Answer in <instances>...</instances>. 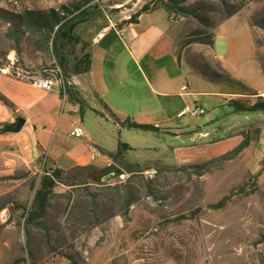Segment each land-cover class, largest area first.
<instances>
[{
  "label": "rangeland",
  "instance_id": "obj_1",
  "mask_svg": "<svg viewBox=\"0 0 264 264\" xmlns=\"http://www.w3.org/2000/svg\"><path fill=\"white\" fill-rule=\"evenodd\" d=\"M59 1L0 0V10L58 9ZM182 6L196 13L168 18L181 28L175 49L183 65L205 77L216 74L254 91L264 89V0H187ZM228 10L234 13L226 16ZM106 15V25L123 16ZM6 23L0 15V66L13 51L21 68L51 67L49 54L45 63H25L35 54L28 42L18 47L5 38ZM218 36L229 45L224 57L214 51ZM205 38L209 44L188 43ZM189 82L190 92L207 90L191 74ZM214 86L241 91L233 83ZM219 102L214 109L212 102L201 103L203 115L170 121L173 130H128L136 149L122 155L130 163L122 170H92L85 184L58 183L36 224L24 219L48 165L0 127V264H264V111L244 112L234 108L236 101ZM205 162L210 163L199 173L192 168ZM131 170L141 172L123 173ZM117 186L133 193L135 202L127 210ZM223 197V207L209 208Z\"/></svg>",
  "mask_w": 264,
  "mask_h": 264
},
{
  "label": "crops",
  "instance_id": "obj_2",
  "mask_svg": "<svg viewBox=\"0 0 264 264\" xmlns=\"http://www.w3.org/2000/svg\"><path fill=\"white\" fill-rule=\"evenodd\" d=\"M77 1L80 0H61L59 3L66 6ZM149 1L91 0L84 5L90 14L74 30L78 38L75 47L78 46L79 50L73 56L89 54V69L87 73L66 77L70 94L67 91L64 98L58 88L47 92L23 78L0 72V127L22 118V128L13 134L23 146H27L32 158L41 156L48 166L63 171L76 167H91L94 171L114 167L122 170L120 166L130 161L124 159L126 155L113 161L112 155L118 145L123 143L129 150L136 149L127 134L133 129L128 128L125 121L155 129L166 126L172 129L170 121L180 118L178 114L190 106L202 107L201 103L212 102L214 109V106H221L219 99L227 106L232 101L240 104L250 101L249 105L255 100L264 103V89L253 90L256 93L253 96L240 91L212 90L214 84L222 83L186 68L175 49L181 28L172 23L162 9L138 13ZM48 9L57 10L49 5L5 11L21 14ZM109 12L123 16L106 25V13ZM132 17L135 21L129 23ZM6 25L7 30L9 23ZM105 27L108 30L100 35ZM5 33V38L14 45ZM223 38L228 52L227 39ZM35 39L25 33L17 46L21 47L23 41L28 42L35 56L24 61L39 65L47 61V55L33 47ZM9 56L15 57L14 52L11 51ZM190 74L207 90L190 92L186 86H191ZM233 75L240 79V75ZM182 87L186 89L182 90ZM188 96L192 102L187 101ZM202 97L209 99L203 101ZM77 125L83 129L80 138L69 135ZM167 134L180 138L175 132L167 131ZM195 135L201 136V133L193 137ZM143 150L148 149L144 147Z\"/></svg>",
  "mask_w": 264,
  "mask_h": 264
},
{
  "label": "trees",
  "instance_id": "obj_3",
  "mask_svg": "<svg viewBox=\"0 0 264 264\" xmlns=\"http://www.w3.org/2000/svg\"><path fill=\"white\" fill-rule=\"evenodd\" d=\"M91 0H80L73 2L66 6H60L57 10L48 9L47 11H24L21 14L10 13L5 10H0V15L7 20L9 27L6 30V37L13 40L15 46L18 45L19 40L25 33L34 36L36 39L33 41V47L48 55L54 60V62L60 66L64 79H67L71 75H79L88 72L90 55L84 54L80 56H73V50L75 45L78 44V38L74 35V30L86 17L89 16L87 8L84 5ZM187 0H150L145 3L138 13L147 12L155 9H163L169 17L171 13L177 15H194L196 10H186L183 8V4ZM92 13V12H91ZM234 13V10L226 11V16H230ZM204 23L208 20L206 17L201 18ZM135 18L132 17L128 20L129 23L134 22ZM255 26V25H254ZM264 29V24L260 26ZM194 35V34H193ZM192 35V36H193ZM191 42H199L201 44H209V40L206 38L203 40H191ZM264 74V73H263ZM67 77V78H66ZM209 79L219 83H233L241 89V94L253 96L256 93L245 87L238 81H232L228 77L223 78L216 74L208 77ZM70 94V86L66 87ZM235 109L244 112L252 111H264V103L261 101L255 102L249 107L236 102H232ZM125 125L130 129H142V130H154L155 128L145 125H138L133 122L125 121ZM128 150L125 144H119L117 151L112 155L114 162L122 157L123 152ZM228 156H222L226 158ZM46 163V161H45ZM207 162L193 166L197 169L196 173H199L204 167L208 166ZM92 171L91 167H76L74 169L63 171L58 168L46 166L43 170V176L40 178L39 185L35 191L32 203L27 211L24 222L27 224H36L38 220L43 218L48 208V200L53 195L55 186L60 183L68 187H74L78 184H85L86 174ZM122 172V171H121ZM126 172V171H124ZM141 171L131 170L126 172L130 177L139 176ZM261 172V170H260ZM120 186H117V195L120 197L122 207L127 210L134 202V196L132 191L128 188L119 190ZM122 193V194H120ZM227 197H223L219 202L210 205L211 209H218L224 206Z\"/></svg>",
  "mask_w": 264,
  "mask_h": 264
},
{
  "label": "built area",
  "instance_id": "obj_4",
  "mask_svg": "<svg viewBox=\"0 0 264 264\" xmlns=\"http://www.w3.org/2000/svg\"><path fill=\"white\" fill-rule=\"evenodd\" d=\"M108 30V27L103 28L100 31V35L104 34ZM0 72L4 75L14 76L18 78H23L26 81L30 82L34 86L44 90V91H53L54 88H58L60 95L64 98L67 95V80L64 79L62 70L59 65H57L54 60H52L51 67L40 68L37 70L33 69H24L17 65V60L14 57H8V63L4 67L0 68ZM49 72V79L42 81H34L33 73H42ZM185 87H182V90H185ZM185 114L195 118L197 116L203 115L204 111L199 105H194L192 108H189L178 114V117H181ZM69 135L74 138H80L83 136V129L81 126L77 125L72 128L69 132Z\"/></svg>",
  "mask_w": 264,
  "mask_h": 264
},
{
  "label": "water",
  "instance_id": "obj_5",
  "mask_svg": "<svg viewBox=\"0 0 264 264\" xmlns=\"http://www.w3.org/2000/svg\"><path fill=\"white\" fill-rule=\"evenodd\" d=\"M214 51L218 57H224L227 53V44L225 39L222 36H218L214 40ZM24 124V120L22 118H16L13 123L6 124L2 127L3 132L7 133H17L20 131ZM115 172H111L108 175L102 178V181L106 180L113 176Z\"/></svg>",
  "mask_w": 264,
  "mask_h": 264
},
{
  "label": "bare ground",
  "instance_id": "obj_6",
  "mask_svg": "<svg viewBox=\"0 0 264 264\" xmlns=\"http://www.w3.org/2000/svg\"><path fill=\"white\" fill-rule=\"evenodd\" d=\"M45 79H49V72L33 73L34 81H42Z\"/></svg>",
  "mask_w": 264,
  "mask_h": 264
}]
</instances>
